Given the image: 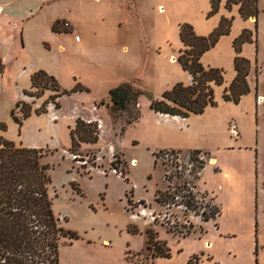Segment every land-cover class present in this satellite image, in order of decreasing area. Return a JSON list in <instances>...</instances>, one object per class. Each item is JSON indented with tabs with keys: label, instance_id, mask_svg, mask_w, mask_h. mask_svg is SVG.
<instances>
[{
	"label": "crops",
	"instance_id": "0c3cea01",
	"mask_svg": "<svg viewBox=\"0 0 264 264\" xmlns=\"http://www.w3.org/2000/svg\"><path fill=\"white\" fill-rule=\"evenodd\" d=\"M219 1L217 14L205 17L210 11L207 0L192 20L165 15L167 0H0V137L21 148L66 151L77 120L105 127L104 108L112 107L108 93L120 84L128 83L159 99L181 81L168 70L170 65L180 68L175 56L180 48L179 25L191 24L195 35L206 36L222 18L239 16L238 5L228 10V0ZM247 21L255 25L253 18ZM64 22L70 24L69 29L62 28ZM207 52L200 57L204 67H210L203 61ZM39 70L52 76L60 90L78 85L86 91L62 95L56 99L60 108L48 104L47 112L37 115L34 110L45 99L34 103L23 92L30 90L31 75ZM184 73L187 77L181 83L189 86L191 78ZM234 75L233 70L228 81L214 87L221 101L202 114L181 118L154 113L142 97L138 99L140 117L125 126L123 135L137 126L146 133L150 130L152 139L142 144L153 154L197 151L209 159L197 174L195 189L208 196L218 214L197 221L198 235L164 241L169 256L154 258L151 264H264L257 202L261 184L255 157L250 144L238 142L240 132L234 136L228 130L234 122L245 131V122L231 114L218 117L233 104L222 95ZM252 92L250 87L239 101ZM20 102L31 105V113L19 126L12 111ZM247 109L249 115L256 112L254 105ZM17 112L14 115L20 116ZM100 141L99 137L94 144L79 146L98 152ZM130 143L140 144L135 136ZM78 237L59 246L58 264H128L126 249L119 260L109 240L86 234ZM63 248L67 251L62 255Z\"/></svg>",
	"mask_w": 264,
	"mask_h": 264
},
{
	"label": "rangeland",
	"instance_id": "374dc122",
	"mask_svg": "<svg viewBox=\"0 0 264 264\" xmlns=\"http://www.w3.org/2000/svg\"><path fill=\"white\" fill-rule=\"evenodd\" d=\"M206 2L167 0L165 15L193 20L197 18V8ZM257 9L255 25L235 13L225 18H232L229 33L218 39L203 61L211 68L222 69L224 81H228L233 76L232 42L242 30L252 33L253 42L242 45L240 54L250 62L247 80L253 92L249 98L220 111L218 117L231 114L237 119H244L245 131H240L234 122L228 126V130L234 136L240 132L238 142L250 144L253 151L261 184L257 198L259 232L264 238V0H258ZM207 14L206 18L214 15ZM184 49L180 43V48L175 51L176 59ZM168 68L169 74L179 78L180 83L186 79V74L177 65ZM51 95L53 92L46 90L40 98H30L29 101H41ZM213 96L218 106L221 101L219 89L213 90ZM142 97L145 98H139ZM253 105L256 112L249 115L247 108ZM17 109L14 114H18ZM104 109L107 115L105 127L103 124L99 129L95 126L97 138L101 140L97 146L99 153L94 149H81L80 146L72 152L70 148L55 152L42 150V163L49 166L48 194L52 200V210L64 231L109 240L119 260L126 249L124 259L128 264H151L154 258L151 257L152 251L146 250L147 230L152 234L151 243L156 241L161 246L169 239L196 236L199 234L197 221H202V213L208 214V209L214 207L205 193L195 189L198 167L200 163L204 165L209 162V159L200 153L153 154L142 144L143 140H151L153 135L150 130L146 133L142 127L126 130L123 135L125 122L136 110L139 111L138 100L136 106L130 104L126 110H115L113 106ZM141 109L145 110L142 104ZM81 123L88 125L83 121ZM134 136L140 142L139 146H131L130 141ZM133 161L135 165H131ZM158 192L164 193L167 204L156 202ZM190 195L194 196V201L186 209L182 203L189 200L187 197ZM68 242V239H62L59 246ZM66 251L67 248H63L62 255Z\"/></svg>",
	"mask_w": 264,
	"mask_h": 264
},
{
	"label": "trees",
	"instance_id": "16d2710c",
	"mask_svg": "<svg viewBox=\"0 0 264 264\" xmlns=\"http://www.w3.org/2000/svg\"><path fill=\"white\" fill-rule=\"evenodd\" d=\"M209 2L210 11L207 16L217 12L220 1L209 0ZM257 2L258 0H228L225 7L229 10L232 5H238L239 16L244 20L253 18L256 24ZM231 22L232 18L221 19L218 26L207 36L195 35L188 24L179 25V40L186 49L181 51L182 54L177 57L176 62L189 74L191 84L183 86L177 83L170 90L165 91L159 99H154L148 92L123 83L108 93L113 108L126 110L130 104L136 106L140 96H144L149 101L148 107L154 113L181 118H187L191 114L199 115L206 107H214L216 104L213 90L214 87L223 84L224 72L219 68L202 66L200 57L213 48L221 36L229 33ZM251 42H253L252 33L247 30H243L232 42L235 75L223 91L222 98L226 102L237 104L250 92L247 80L251 68L250 62L240 53L242 45ZM2 68L0 61V73ZM30 81V90L23 92L26 97L38 99L46 90L53 92V95L34 110L37 115L46 113L48 104H53L55 109L60 108L56 99L62 95L86 91L78 85L70 91L60 90L56 80L42 70L33 73ZM15 108L20 109L21 116H15L12 111V118L20 126L22 120L30 115L31 105L20 102L16 103ZM139 117L140 112L136 110L125 122L126 125L137 121ZM95 126L97 128L95 123L83 125L80 120L76 121L75 129L70 132L71 152L74 148H79L80 143L97 142ZM1 128L4 129V126L1 125ZM42 152L41 149L16 147L14 143L0 138V264H58L60 241L65 238L69 241L79 238L76 233L64 231L60 227L58 217L53 213L52 200L48 194L49 166L42 163L44 158ZM191 153L199 154L197 151ZM202 167L203 164L200 163L199 172ZM187 198L190 201H185L182 206L189 209L194 196L190 195ZM155 200L158 204L164 205L166 196L163 192H158ZM208 211V214L203 212L201 215V220L204 222L218 214V209L215 207L209 208ZM146 235V250L152 251V259L169 256V251L164 245L161 246L156 241L151 243V231L147 230Z\"/></svg>",
	"mask_w": 264,
	"mask_h": 264
},
{
	"label": "built area",
	"instance_id": "2783aa9c",
	"mask_svg": "<svg viewBox=\"0 0 264 264\" xmlns=\"http://www.w3.org/2000/svg\"><path fill=\"white\" fill-rule=\"evenodd\" d=\"M61 26H62V28H64V29H69V28H70V24L67 23V22L61 23ZM74 39H75V41H78V40H79V37H78V36H75ZM99 125H100V123L98 122V127H99ZM164 153L166 154V156H169V153H166V152H164ZM170 153H171V152H170ZM171 154H172V153H171ZM175 155H176V154H175Z\"/></svg>",
	"mask_w": 264,
	"mask_h": 264
},
{
	"label": "bare ground",
	"instance_id": "6f19581e",
	"mask_svg": "<svg viewBox=\"0 0 264 264\" xmlns=\"http://www.w3.org/2000/svg\"><path fill=\"white\" fill-rule=\"evenodd\" d=\"M211 162H212V161H211ZM135 163H136V162L133 161V162L131 163V165H135Z\"/></svg>",
	"mask_w": 264,
	"mask_h": 264
}]
</instances>
